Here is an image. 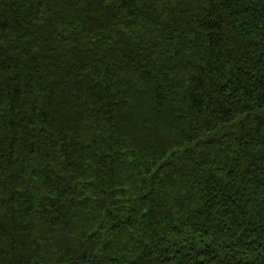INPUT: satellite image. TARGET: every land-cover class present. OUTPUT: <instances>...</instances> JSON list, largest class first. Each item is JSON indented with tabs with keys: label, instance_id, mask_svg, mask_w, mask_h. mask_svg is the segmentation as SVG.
Segmentation results:
<instances>
[{
	"label": "trees",
	"instance_id": "16d2710c",
	"mask_svg": "<svg viewBox=\"0 0 264 264\" xmlns=\"http://www.w3.org/2000/svg\"><path fill=\"white\" fill-rule=\"evenodd\" d=\"M0 264H264V0H0Z\"/></svg>",
	"mask_w": 264,
	"mask_h": 264
}]
</instances>
